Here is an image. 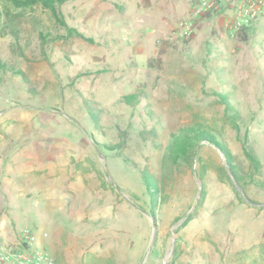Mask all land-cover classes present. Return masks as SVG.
Listing matches in <instances>:
<instances>
[{
  "label": "rangeland",
  "instance_id": "rangeland-1",
  "mask_svg": "<svg viewBox=\"0 0 264 264\" xmlns=\"http://www.w3.org/2000/svg\"><path fill=\"white\" fill-rule=\"evenodd\" d=\"M191 5L66 0L56 6L61 19L84 36L67 37L48 8L0 0L5 237L19 242L29 228L30 247L54 264H215L219 244L264 246V18L246 40L213 18L178 37ZM200 128L220 138L242 187L206 141L193 159L173 160L172 134ZM25 150L52 155L57 166L42 181L53 193H18ZM143 176L155 184L153 199Z\"/></svg>",
  "mask_w": 264,
  "mask_h": 264
},
{
  "label": "built area",
  "instance_id": "built-area-1",
  "mask_svg": "<svg viewBox=\"0 0 264 264\" xmlns=\"http://www.w3.org/2000/svg\"><path fill=\"white\" fill-rule=\"evenodd\" d=\"M187 18L175 26L173 33L181 38L189 37L204 19L221 20L229 35L241 27L264 18V0H191ZM35 234L24 228L19 232L21 247L9 245L0 238V264H54L51 256L42 250L32 249Z\"/></svg>",
  "mask_w": 264,
  "mask_h": 264
},
{
  "label": "crops",
  "instance_id": "crops-1",
  "mask_svg": "<svg viewBox=\"0 0 264 264\" xmlns=\"http://www.w3.org/2000/svg\"><path fill=\"white\" fill-rule=\"evenodd\" d=\"M156 16V15H154ZM162 21H165L163 18ZM23 155V172L27 174L25 179L19 182V194L29 195L30 192L36 194L42 193V191L49 190L53 193V184L44 183L42 181V176L44 175L43 170H48L52 172L53 169L57 166V163L53 162L52 155L48 154L43 161L41 156L42 154L38 153L37 150H25L22 153ZM63 165H67V161L63 162ZM33 172V173H32ZM33 174V175H32ZM51 175V173H49ZM64 186V189H72V184L65 182L61 185ZM62 191H60V195ZM66 192V191H65ZM63 193V192H62ZM1 196V195H0ZM1 198V197H0ZM4 220H0V233L7 238L6 240L11 242V245L17 246L18 239L12 235L5 237L6 231L8 230L3 224ZM14 240V241H13ZM16 243V244H14ZM217 247L216 261L215 264H264V246L263 244H219ZM201 253L204 255L210 254L212 256L214 252L212 250H207L205 244H202ZM203 250V251H202Z\"/></svg>",
  "mask_w": 264,
  "mask_h": 264
},
{
  "label": "trees",
  "instance_id": "trees-1",
  "mask_svg": "<svg viewBox=\"0 0 264 264\" xmlns=\"http://www.w3.org/2000/svg\"><path fill=\"white\" fill-rule=\"evenodd\" d=\"M9 1L15 5L21 6V7L35 5V4L42 5L43 7L48 8L52 12V14L55 16V18L59 22H61L62 25L66 28L67 37L71 36V35H77L80 37H84L81 32H79L77 29H75L73 27L68 26L61 19L60 12L58 11L56 6L60 3H63L66 0H9ZM250 27H252V25L241 27L237 31V35H239V37L242 40H246V30L249 29ZM217 93H219V92H217ZM219 94H220L219 101L224 104L225 112L231 116V123L234 124L235 127H237L235 124V114H234V112H232V107L226 103V100H225L226 97L223 96V94H221V93H219ZM126 97H127V99L133 98V96H131V95H128ZM172 135H173V140L171 142V151H172V153H174L173 154V156H174L173 160L176 161V159L181 157V156H183L186 159L187 158L193 159L194 151H195L197 143L199 141H202V140L206 141L207 143L218 147L225 154V159H226V162L231 169V172L233 173L235 179L238 181L239 185L242 187V185L240 184V181H239V176L235 172L234 166L231 164L229 152L223 146L220 138L216 137L214 133H211L209 131H206V130H203L200 128L198 130H188V131H184L182 133H177V134H172ZM242 149H243L244 155L248 159L251 166H253L255 169H257L260 165V162H259L256 154L252 150V148L247 143L246 137L243 138ZM142 178H143V181H144V183L148 189L149 195L151 196V198L152 197L154 198V196L157 192L156 188H155V184H152L147 179V177L143 176ZM235 191H236V193L239 194V191L236 187H235ZM201 193H202V195L204 194L203 191H201Z\"/></svg>",
  "mask_w": 264,
  "mask_h": 264
},
{
  "label": "water",
  "instance_id": "water-1",
  "mask_svg": "<svg viewBox=\"0 0 264 264\" xmlns=\"http://www.w3.org/2000/svg\"><path fill=\"white\" fill-rule=\"evenodd\" d=\"M225 162V161H224ZM151 223H152V228H153V232H152V236H151V241L153 240V236H154V230H155V228H156V224H155V222H154V220L153 219H151Z\"/></svg>",
  "mask_w": 264,
  "mask_h": 264
}]
</instances>
